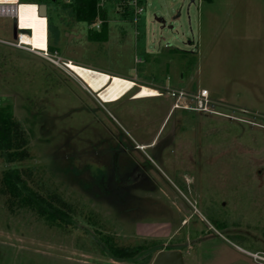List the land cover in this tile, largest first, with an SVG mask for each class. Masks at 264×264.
Wrapping results in <instances>:
<instances>
[{"label":"rangeland","instance_id":"rangeland-1","mask_svg":"<svg viewBox=\"0 0 264 264\" xmlns=\"http://www.w3.org/2000/svg\"><path fill=\"white\" fill-rule=\"evenodd\" d=\"M112 3L105 2L108 34L101 42L87 38L83 22L69 31L80 37L66 36L57 10L50 11L56 50L46 56L16 45L14 19L0 16V107L11 109L27 138L24 156H0V189L4 170L17 167L65 211L62 221H47L31 208L10 209L8 193L0 190V264H150L159 247L178 244L185 264H245L248 258L232 243L255 250L245 231H260L264 222V0H142L135 22L133 10L124 12L127 0L126 9ZM68 60L162 94L129 97L128 90L104 103L55 68L76 74ZM170 89H206L209 111L170 116ZM179 127L176 154L193 148L203 167L197 171L193 164L186 173L168 142L144 148L158 136V143L168 141V132ZM117 131L143 147L138 155L152 159L163 180L151 190L136 188L126 208L109 203L106 194L95 198L96 187L84 186L110 160ZM248 173L254 179H246ZM190 189L201 192L202 201L181 225L190 212L178 207L196 198ZM107 240L146 248L116 259Z\"/></svg>","mask_w":264,"mask_h":264},{"label":"trees","instance_id":"trees-1","mask_svg":"<svg viewBox=\"0 0 264 264\" xmlns=\"http://www.w3.org/2000/svg\"><path fill=\"white\" fill-rule=\"evenodd\" d=\"M114 5L118 3L124 7L126 0H111ZM127 0V11L124 10L127 16L132 12L129 8L131 5ZM206 2L212 0H203ZM19 2L29 3H46L48 6L47 13V51L54 52L56 50L54 43L52 42L51 35L54 32V25L52 23V17L50 11L57 10L58 17L62 23L67 27V31H71L70 27L74 22H83L86 24L87 38L90 41H104L107 39L108 24L107 14L108 9L104 4L102 7L98 6L99 0H19ZM139 3L142 0H138ZM125 4V9L127 8ZM100 17L103 21L99 28L91 27L96 19ZM129 20V19H128ZM136 89L135 86L131 88V91ZM26 136L23 133V129L19 123L16 122L12 115L11 109L0 107V156L4 159H15L25 155L23 144L26 142ZM3 183L1 193H8L6 198L8 207L11 209L14 207H23L34 209L38 215L45 220H57L62 216V209L54 203V199L46 198L40 191L34 190L30 184L21 177L19 169L17 167H8L4 170L1 177ZM59 202L62 200L59 198ZM59 214L61 216H59ZM60 221H62L60 219ZM109 243L106 246L107 250L111 253V256L116 259L128 260L133 258L136 254L142 253L145 250V246L139 245L135 247H121L115 246L112 240H107ZM148 248V247H147Z\"/></svg>","mask_w":264,"mask_h":264},{"label":"flooded vegetation","instance_id":"flooded-vegetation-1","mask_svg":"<svg viewBox=\"0 0 264 264\" xmlns=\"http://www.w3.org/2000/svg\"><path fill=\"white\" fill-rule=\"evenodd\" d=\"M136 87V86H135ZM139 89L136 87L134 91L129 93L127 91L125 94L120 96L119 98H116V100H111L112 101H117L121 98H123L127 93H129V97H131L133 94H135ZM96 93L97 97L98 92L94 91ZM158 96V95H156ZM136 97V96H135ZM142 97V96H141ZM101 99V98H99ZM102 100V99H101ZM103 101V100H102ZM105 102H110V101H103ZM168 111L167 114H170V116H175L176 112H180L183 116L184 113L183 111L187 110L183 106H176L174 100L170 98L169 103H168ZM205 113V112H204ZM180 127L178 129L172 128L168 132V136L165 138L168 141L160 142L159 141V136L155 140V138L148 144L144 146L146 150L151 149L153 146H156L157 144H164L168 142V146L170 151H175V158L174 160L179 164L180 162H183L185 165L182 168L186 169L187 172H191L194 168L195 165V171H197L199 168H203L201 165L198 164L197 158L199 157H194V151L193 148L189 150L188 155H182L181 152L179 154L176 152L179 151V148L182 146H176L174 144V141L178 135L179 132H181ZM118 132V131H117ZM119 135V140H117L116 146L113 145V141H111V144L109 146L110 149V160L106 162V166L104 169L99 173V174H91L92 179L88 182L84 183V186L90 187L94 185L96 187V192H95V198H98L99 196H109L112 197L113 199H109L108 202L113 204L112 200H117L121 204L118 206L114 203L116 207H124L126 208L129 202V199L133 197L134 190L136 188H145V190H151L154 188V186L159 184V181L162 179L159 171L154 167L152 164V159H150L146 155L145 151V158L143 156H139L138 152L141 151L143 147L139 146L138 143H134L132 139L128 137V135L124 134L122 131L118 132ZM112 136V134H111ZM122 137V138H121ZM127 137V138H126ZM127 139V141L125 140ZM129 139V140H128ZM113 140V139H112ZM128 142H132V146L128 144ZM167 145V144H166ZM194 147H197V152H201L202 146H198V144ZM212 148V147H211ZM240 148V146H238ZM181 150V149H180ZM133 151H136V153H133ZM213 151V149H212ZM235 151V150H234ZM237 150L235 153L238 155ZM187 152V151H186ZM135 154V155H134ZM199 156V155H198ZM137 159H135V158ZM178 159H183L182 161H179ZM185 159V160H184ZM194 164V165H193ZM249 166H251V163H249ZM250 173V172H249ZM248 173V176L246 179H254V177H251L250 174ZM224 171L221 170L219 173V177L221 176L223 179ZM163 181V180H161ZM83 186V187H84ZM130 189H132V192H130ZM194 190V189H193ZM190 189V191H193ZM172 191V190H171ZM194 192V191H193ZM195 194V199L191 200L188 199V203H182L178 209L180 211H188L190 214L186 217H183L181 219V225L184 223L185 225L187 224V220L189 216L193 215L194 213L199 212V208L197 206L198 203L202 201V193L199 191L194 192ZM106 198V197H105ZM97 201H103V200H97ZM105 202V200H104ZM202 218H199V221L202 222L204 219V216L201 215ZM228 219V218H227ZM195 221V220H194ZM231 229H235V224L234 222H231ZM238 227V223H236ZM170 226H172L170 223H168V228L170 229ZM226 228V227H225ZM179 227L175 228L174 231L178 232ZM260 231L256 232H250L245 231V234L251 242L255 245V250H250L249 257H250V264H264V222L262 225H260ZM228 231V230H227ZM212 235V234H211ZM169 238H172L170 235ZM189 239L188 236L185 237V241ZM188 242V241H187ZM163 244V243H162ZM181 244L175 245V246H169V247H159L156 251L155 254L161 250V249H174L178 248L182 251V248L180 247ZM154 254V256H155ZM255 254V255H253ZM154 258V257H153ZM153 260V259H152ZM185 264V261H184Z\"/></svg>","mask_w":264,"mask_h":264},{"label":"bare ground","instance_id":"bare-ground-1","mask_svg":"<svg viewBox=\"0 0 264 264\" xmlns=\"http://www.w3.org/2000/svg\"><path fill=\"white\" fill-rule=\"evenodd\" d=\"M8 5V13H16L19 28H28L30 32H19L21 43L29 44L31 48L47 51V19L38 14V5L36 3L18 2L16 0H4ZM70 70H73L77 76L91 90L98 92L99 98L103 101L116 100L135 84L133 80L126 77L112 75L104 71L96 70L90 67L79 65L71 60L64 63ZM159 91L155 88L142 85L136 92V97L156 96Z\"/></svg>","mask_w":264,"mask_h":264},{"label":"built area","instance_id":"built-area-1","mask_svg":"<svg viewBox=\"0 0 264 264\" xmlns=\"http://www.w3.org/2000/svg\"><path fill=\"white\" fill-rule=\"evenodd\" d=\"M19 2V0H16ZM107 0H99L98 6L102 7ZM129 5H131L133 10V16H134V22L136 21V16L143 10L142 6L139 4L138 0H129ZM12 4V3H11ZM10 3H5L4 0H0V16H8L16 20V34L18 38L16 39L17 42L16 45H23L27 46L25 43L20 42L19 38V32H22L19 28L18 24V18L16 13H8V10H6L5 7L8 5H11ZM102 19L98 17L96 21L92 24L91 27L99 28V26L102 23ZM30 32L28 28H24ZM26 32V33H28ZM2 42H5L4 40H1ZM42 53L46 56L48 55V52L46 50H43ZM169 96L174 100L176 106H183L187 110H195V111H203L208 112L210 109V100L208 98V91L206 89H201L197 94L189 93L188 91H185L183 89H170L167 91ZM162 94V92L159 91V95ZM255 255V254H253Z\"/></svg>","mask_w":264,"mask_h":264},{"label":"water","instance_id":"water-1","mask_svg":"<svg viewBox=\"0 0 264 264\" xmlns=\"http://www.w3.org/2000/svg\"><path fill=\"white\" fill-rule=\"evenodd\" d=\"M193 1V0H192ZM38 14L47 17L48 6L46 3H38ZM171 27V25H170ZM22 32H28L26 29H21ZM66 36L72 37H80L81 34L70 33L69 31L65 32ZM13 37L17 39L18 36L16 34V20L13 22ZM150 264H184L183 253L180 249H161L159 250Z\"/></svg>","mask_w":264,"mask_h":264},{"label":"crops","instance_id":"crops-1","mask_svg":"<svg viewBox=\"0 0 264 264\" xmlns=\"http://www.w3.org/2000/svg\"><path fill=\"white\" fill-rule=\"evenodd\" d=\"M74 33V32H73ZM5 41V40H4ZM7 41V40H6ZM20 48H23V49H26V50H28V51H30V52H39V53H42V51L43 50H37V49H34V48H31L30 46H29V44H27V46H23V45H21L20 46ZM55 68H57V69H59V70H61L62 71V73H64V75H66L68 78H70V77H72L73 79H76V81L78 82V87L79 88H82V89H87V90H91V88H89L88 86H87V84H85L76 74H69V73H67V72H64L65 70H63L62 68H59V67H55ZM71 71V70H70ZM72 72V71H71ZM65 73H67V74H65ZM76 77V78H75ZM91 91H93V90H91ZM218 234H220L221 236H222V234L221 233H219L218 232ZM188 237H190V236H188ZM232 245L235 247L234 249H235V251L237 252V253H240V254H243V255H246L245 257H247L248 258V260H246L245 261V264H249V259H250V257H249V252H250V250H248V249H246V248H244V247H241V246H239V245H237V244H234V243H232Z\"/></svg>","mask_w":264,"mask_h":264}]
</instances>
